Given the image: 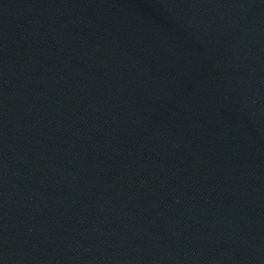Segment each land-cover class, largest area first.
I'll return each instance as SVG.
<instances>
[{
    "label": "water",
    "instance_id": "95a60500",
    "mask_svg": "<svg viewBox=\"0 0 264 264\" xmlns=\"http://www.w3.org/2000/svg\"><path fill=\"white\" fill-rule=\"evenodd\" d=\"M0 264H264V0H0Z\"/></svg>",
    "mask_w": 264,
    "mask_h": 264
}]
</instances>
